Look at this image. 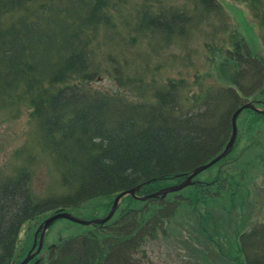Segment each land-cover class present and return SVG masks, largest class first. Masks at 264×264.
I'll return each instance as SVG.
<instances>
[{
    "label": "trees",
    "instance_id": "16d2710c",
    "mask_svg": "<svg viewBox=\"0 0 264 264\" xmlns=\"http://www.w3.org/2000/svg\"><path fill=\"white\" fill-rule=\"evenodd\" d=\"M129 1L0 0V102L17 107L28 103L27 114L36 122L38 142L60 170L65 189L39 199L29 188L30 174L22 168L18 176L4 180L0 188V264H11L16 253L24 251H17L24 222L59 209L78 211L93 199H103L100 205L107 213L117 193L138 186L136 195H149L181 182L190 170L213 157L204 143L221 128L211 118L210 110L216 104L203 108L196 104L184 113L180 98L172 92L177 82L136 78L124 69L127 57L134 58V50L139 53L140 40L147 38L152 43L157 38L160 48L155 49L161 56L160 50L175 34L180 37L195 25L194 15L168 8L161 0H141L139 8L129 11ZM192 1L209 13L220 12L217 0ZM238 1L260 4L259 0ZM258 15L264 31V12ZM232 34L238 35L235 30ZM113 41L125 49L122 55L108 52L97 59L104 43ZM143 65L149 68L146 58ZM162 65L158 60L155 69ZM261 67H256L254 76L264 84L262 63ZM100 71L112 75L120 88H92ZM258 92L256 97L264 89ZM220 93L208 99H228ZM217 175L214 183L185 188L189 189L185 196L181 194L184 189L144 201L124 196V205L109 221L88 226L84 238L62 240L46 264H153L145 247L156 230L164 231L183 204L181 197L194 212L199 205L203 209L209 205L207 190L231 199L228 205L234 211L246 206L241 180L231 178V189L225 190L218 186L221 176ZM205 211L201 212V230L210 238L205 223L213 220ZM240 216L236 221L242 226ZM212 227L217 233L216 226ZM240 243L243 249L234 253H242L243 261L264 264L261 225L245 232ZM233 250L227 255L234 256Z\"/></svg>",
    "mask_w": 264,
    "mask_h": 264
},
{
    "label": "rangeland",
    "instance_id": "374dc122",
    "mask_svg": "<svg viewBox=\"0 0 264 264\" xmlns=\"http://www.w3.org/2000/svg\"><path fill=\"white\" fill-rule=\"evenodd\" d=\"M217 1L220 4V15L214 14L213 11L210 13L205 11L202 6L195 5L192 0H161V3L168 8L183 9L185 13L188 11L189 14H193L195 25L180 37L175 34L170 39V43L160 50L163 51L161 56L156 53V50L160 48L157 38L154 40L150 38L149 40H153L152 43H149L147 38L140 40L137 46L139 53L135 54L134 50L131 54L134 58L127 57L129 62L124 67L136 78L142 77L157 82H166L169 79L177 82L176 84L179 85L175 86L172 92L178 101L180 98V105L184 112L185 109L190 111L196 106L195 99L198 96L202 98L197 104L207 101L214 92H221L220 94L225 92L230 99L231 93L226 91L228 86L247 94V97L240 101L241 103L262 100L264 95L256 97L257 93L259 94L258 91L264 89V84L254 76L257 73L256 67L259 66L262 69L261 63L264 65V31L258 15L259 11L264 12V0H259L260 4L257 6L238 0ZM140 3L141 0H130L128 10L139 8ZM154 10H157V7H154ZM232 25L248 47H246L248 55L244 58L239 57L241 59L239 62L236 57H233L234 60L231 61V53L226 50L231 48ZM155 47L158 48L155 49ZM122 51L125 49L118 42H106L96 56L99 54L97 59H103L108 52L117 54ZM135 56L139 59L136 60ZM144 57L148 61L149 68L143 65ZM158 60H162L163 65L156 70ZM101 66L104 69L103 65ZM151 69L152 72H149ZM95 79L91 86L94 89L120 88L112 75L106 72L100 71ZM155 85L159 87L161 84ZM128 93L132 98L133 94L130 91ZM206 96L208 97L204 98ZM28 107V103L25 102L18 107L0 102V188L5 183L4 180L18 176L19 169L22 168L30 174L28 184L34 196L44 199L47 196L59 195L65 189L62 187L60 170L50 153L38 142L36 122L29 118ZM228 110L229 108H224L217 103L214 111L210 110L214 115L211 117L215 119L214 123H219L221 127L223 120L230 122L231 110L229 112ZM236 123L238 139L235 142V150L223 161L200 172L195 180L209 185L214 183L217 174V177L221 174L218 186L224 189L225 187L231 189V178L245 181L247 187H250L251 203L243 207L242 211H234L228 205V200L231 199H226L227 197L223 194L207 190L206 193L210 196L209 199L207 198L209 205L204 209L203 205H199L197 212H194L184 200L189 189H182L183 204L177 208L171 221L164 225V231L156 230L145 247L153 264H244L243 254L234 253L239 248L233 250L232 257L227 253L230 254L231 249L238 243L237 236L236 242L231 240L235 230L245 234L258 222L264 224V116L258 118L256 114L245 110L239 115ZM216 155H212V158ZM103 203V199H93L78 211L70 210V213L85 220L103 218L110 210L109 208L105 213L101 206ZM121 205H124V202L120 200L118 208ZM204 211L209 212L213 220L212 224H208V221L211 222L210 219L205 223L207 233L213 228L212 225L217 228L218 234L212 235L215 244L207 240L202 233L200 218L201 212ZM238 213H242L241 230L237 226L235 228L233 224ZM50 214L52 211L24 222L17 247V251L20 248L24 251H21V254L17 252L11 264L19 263L26 256L32 246L33 234ZM88 230L87 225L58 219L46 232L42 246L35 256H42L47 263L51 250L62 240L70 236L77 240L84 238L82 236H85ZM217 243L221 253L217 251Z\"/></svg>",
    "mask_w": 264,
    "mask_h": 264
},
{
    "label": "water",
    "instance_id": "95a60500",
    "mask_svg": "<svg viewBox=\"0 0 264 264\" xmlns=\"http://www.w3.org/2000/svg\"><path fill=\"white\" fill-rule=\"evenodd\" d=\"M245 108H251V109H254V110L259 111L261 113H264L263 110L256 109L251 103H246V104L240 106L232 115V118H231L232 134L230 136V139H229L227 145L225 146L224 150L221 153H219L216 157H214L208 163H205L203 165H199V166L195 167L190 172V174L187 175L185 177V179L182 180L180 183L164 187V188H162L158 191H155L154 193H151L149 195L135 196V197L139 200H146L148 198H154V197H158V196L165 197L166 194H168V193L179 191V190L189 186L190 184H192L193 183L192 182L193 177H195L201 171L212 166L214 163H216L220 159L224 158L231 151V148L233 147V143H234L236 135H237L236 118H237L238 114ZM138 190H139V187L136 186V187H133V188H130V189H127V190H124V191H121L120 193H118L113 200V203H112V206H111L109 212L103 218L84 220V219L77 218V217L73 216L71 213H68L66 211L60 210V211L55 212L53 215H51L50 217L45 219L43 224L40 225V227H39V229H41L40 240H39L37 250L35 251L34 254L39 252V250L42 246V242H43V235H44L46 229L54 221H56L58 219H66V220L72 221L74 223L82 224V225L103 224V223L107 222L113 216V214L115 213V211L118 207L119 201L121 200L122 197H124L125 195H133L134 196ZM35 239H36V235L34 237V242H35ZM33 247H34V244H33ZM34 254H30V252H29L27 254V256L19 264H26L34 256Z\"/></svg>",
    "mask_w": 264,
    "mask_h": 264
},
{
    "label": "flooded vegetation",
    "instance_id": "af4514ba",
    "mask_svg": "<svg viewBox=\"0 0 264 264\" xmlns=\"http://www.w3.org/2000/svg\"><path fill=\"white\" fill-rule=\"evenodd\" d=\"M235 50V55H238V57L240 58H244L246 57L247 55V52L245 50V48H241L240 44H237L234 48ZM230 99L228 101H225V100H220V101H217V102H209V101H204L203 103L201 102V108L203 107V104H210L211 103H218L219 105L223 106L224 108H229L228 112L231 110V113H230V118L232 117V114L234 113V111L239 107L241 106L243 103H241L240 101L242 100V98L240 96H237L236 94V89L234 87L231 88V92H230ZM243 97L245 98V95H243ZM240 102V104H238L236 106V104ZM253 102V105L258 108V109H261V110H264V99L263 100H252ZM250 110L253 114H259V115H262L264 116V114H261V113H258L252 109H248ZM227 118V116H226ZM202 119H205L204 117ZM228 124V122H226V119L223 120V124L221 125V128L220 130L218 131V133H211L209 135V139L208 141H206L204 144L207 146V148L209 149L208 151V154L210 155H214V154H218V152H220L221 150H223L231 136V133H232V126L227 128L225 125ZM237 136H238V133H237ZM235 150V143L233 145V148L231 149V152L232 153L233 151ZM229 153V154H230ZM248 199H249V204L251 203L250 201V197H251V191H250V187L248 186ZM259 225H261V227L264 228V224L262 222L259 223ZM244 234L243 233H239L238 235V238H239V243H238V246H235V248H239V249H243V246L242 245L243 243H240V239L241 237L243 236ZM39 237H40V233L38 232L37 233V238H36V244H35V247L32 251H34L38 245V240H39ZM33 242V241H32ZM44 261V258L41 256H35L34 258H32V260L29 261L28 264H46L45 261ZM244 264H247L246 261L243 262Z\"/></svg>",
    "mask_w": 264,
    "mask_h": 264
}]
</instances>
